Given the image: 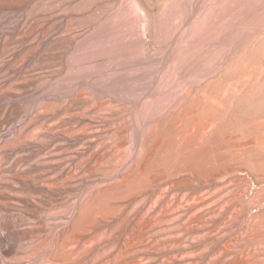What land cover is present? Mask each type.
Segmentation results:
<instances>
[{
  "label": "rangeland",
  "instance_id": "obj_1",
  "mask_svg": "<svg viewBox=\"0 0 264 264\" xmlns=\"http://www.w3.org/2000/svg\"><path fill=\"white\" fill-rule=\"evenodd\" d=\"M0 264H264V0H0Z\"/></svg>",
  "mask_w": 264,
  "mask_h": 264
},
{
  "label": "bare ground",
  "instance_id": "obj_2",
  "mask_svg": "<svg viewBox=\"0 0 264 264\" xmlns=\"http://www.w3.org/2000/svg\"><path fill=\"white\" fill-rule=\"evenodd\" d=\"M204 103V102H203ZM192 109V108H191ZM187 111V110H186ZM215 126V125H214ZM180 137V136H179ZM182 139V138H181Z\"/></svg>",
  "mask_w": 264,
  "mask_h": 264
}]
</instances>
